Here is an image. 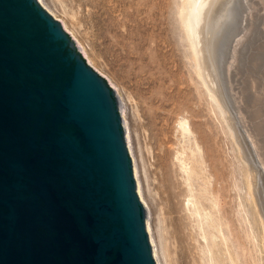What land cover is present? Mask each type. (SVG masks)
Segmentation results:
<instances>
[{"label":"water","instance_id":"obj_1","mask_svg":"<svg viewBox=\"0 0 264 264\" xmlns=\"http://www.w3.org/2000/svg\"><path fill=\"white\" fill-rule=\"evenodd\" d=\"M0 264H157L118 92L39 0H0Z\"/></svg>","mask_w":264,"mask_h":264},{"label":"rangeland","instance_id":"obj_2","mask_svg":"<svg viewBox=\"0 0 264 264\" xmlns=\"http://www.w3.org/2000/svg\"><path fill=\"white\" fill-rule=\"evenodd\" d=\"M39 1L62 22L77 45L118 92L138 192L147 208V227L157 264L159 263L155 255L148 220L150 219L152 233L158 241L156 226L161 219L160 226L163 228L164 241L168 244L167 248L171 253L174 245L173 234H171L173 223L164 178L167 168L170 171L171 168L179 170L177 158L184 147L186 154L196 150L195 153L204 155L203 166L207 183L210 187L216 184L221 190L219 200L224 207L222 204L221 212H223L219 211L218 215H223L225 221H230L231 227L223 224L221 226L224 227L223 233H216L217 239L225 240L226 238L221 237L222 234L228 240L234 239L237 248L239 247L240 261L242 260L243 264H247L248 258V264H264V224L262 223L264 222V180L258 181V183L261 182V188L259 185H257L258 188L254 186V181L251 182L253 180L251 175L256 173L253 171H256L257 167L252 156L250 140L238 121L235 128H232L229 113L222 104L218 105L213 97L215 92L210 91L212 86H209L204 76L201 77L196 72L199 68L195 65L196 61L193 58L195 54L191 48V41L185 36L187 34L181 18L183 0ZM244 1L232 2L231 0L230 6L222 4L221 7L219 6L220 9L215 8L216 10L212 11L205 25L211 47L212 40L219 31L221 32L218 27L219 20L224 21L221 25L227 21V27L223 32L224 38L217 46L216 52L213 51L215 55H213L214 63L211 68L218 74L224 99L226 98L225 102L226 104L228 102L233 112V103H231L233 96L231 97V92L227 90L230 84L225 83L228 72L226 64L229 63L227 60L231 52L228 49V53L227 48L232 45V40L235 43L236 36L239 35L237 30L243 22L242 11L245 6L243 4H247ZM230 8L233 9V14L228 18L227 11ZM224 14H227L226 17ZM258 26L255 29L259 31L264 27L262 24ZM167 37L171 39V59L166 62L164 51L167 48L164 47V41ZM140 44H143V48H139ZM143 50L148 52L153 61L152 64L149 63V58L147 59L148 55L146 58L138 56V53ZM245 55L242 56V61L247 59ZM242 61L240 65L245 64L243 67L239 65L238 60L237 66L240 69L236 66L237 68L233 67L230 73L228 72L233 79L229 76L226 79L230 78L233 87L236 85L234 91L242 87L240 85H242L243 75L246 74L244 67L248 63L247 60L244 63ZM233 70L234 73H232ZM155 71L162 75L165 81H162L164 84L153 87L152 94L164 97L166 91H171V98L165 100L163 105L159 101L153 105L150 103L151 93L148 91L147 82L150 81L149 72ZM223 71H226V75ZM170 84L171 88L168 87ZM225 102L223 100L224 104ZM183 119H187L191 127L190 131L185 130L181 125ZM188 138L191 140V145L187 144ZM194 138L197 139L198 146L196 142H193ZM139 183L142 186L144 199L139 191ZM189 188L191 189V186ZM146 202L150 205L151 214ZM191 202L192 198L184 199V212L192 216L195 230L200 231L199 224H204L202 219L210 211L209 208H200V212L192 214L195 207ZM206 203L209 205V202ZM203 227H206V224ZM230 228L233 229V235ZM224 232H227V235ZM200 239L205 243L201 235ZM247 247H250L251 254L245 255L244 248Z\"/></svg>","mask_w":264,"mask_h":264},{"label":"bare ground","instance_id":"obj_3","mask_svg":"<svg viewBox=\"0 0 264 264\" xmlns=\"http://www.w3.org/2000/svg\"><path fill=\"white\" fill-rule=\"evenodd\" d=\"M233 1L234 0H232V2ZM245 1L247 4H243L241 2L243 6L245 5L244 8L242 7L243 8L242 13L244 14L242 19L243 22H241L242 23L241 27L238 28L237 30L239 31L238 32L239 35H237V33L235 34V36L237 35L239 38H237L236 36L235 43L233 42V40L231 42V44L234 45L232 46L230 44L232 48H229L231 46L227 48V52L229 53L228 49H230L231 52L229 54L230 56L227 54L229 56L228 58L229 60H227L229 61V63L226 64L228 65L226 66V69H228L227 71L229 72L231 71V68L237 66L238 60H239V65L241 64L240 61H242L241 59L246 54L245 56L247 58L246 60L248 65L246 64L247 66L244 67L245 70L243 69L244 71H246L245 72L246 74L243 75V80L241 82L242 85H240L242 87H240L239 90L236 89L237 91H234L235 90L234 87H236V85L233 87L230 82V78H232L233 76H229L230 72L229 73L227 72L226 75V71H223L225 72L224 75L230 77L229 80H226L228 78L225 76L226 77L225 83L228 82V85L230 84L229 89L227 90L231 92L230 96L231 97L233 96L231 98V101L233 99V102L231 101L230 102L233 103L232 107L234 108V112L232 111L228 102H227L228 105L225 102L226 98L224 99L222 88L218 79L219 78L218 74L215 71H213L211 68L213 66L212 64L214 63L213 55H215L217 46L220 45V42L224 38L223 32L227 27L226 26L227 21H225V23H222L221 25V22L224 21H222L223 19L219 20L218 27L221 30V32L219 31L218 35L212 40L211 47L205 30V25L207 24L208 18H210L209 16L212 13V11L216 10L215 8H219V6L222 4L229 5V2L232 4L231 0H183V5H182L183 11L181 14V18L183 25L185 26V32L187 34L185 36L188 37L187 40L189 39L191 41L190 42L192 46L191 48H193V52H194L193 54H195L193 57L194 60L196 61L195 65H197L199 68V69L197 68L199 71L196 70V72L198 73L199 76L201 77L204 76V79L209 83V86H212V88L210 87V91L212 90L213 92H215L213 93L214 99H216L218 105L222 104L225 107V110L229 113L230 123L232 128L233 129L235 128V125H237L236 124L237 121L240 124L241 121H243L242 124H244L248 130V136L250 135L251 138L250 139L251 141L249 142L252 143L250 148H252L251 149L252 156L254 158L255 166L257 167L256 171L252 170L253 172L256 173H252L251 179L253 180H251V182L254 181L253 182L255 184L254 186L258 188L257 185H259L261 188V182L258 183V181L259 179L264 180V27H262L263 29L261 28L262 29L261 31L256 30L255 28L259 24L260 25L262 24L264 26V0H245ZM244 10L246 12H244ZM259 12H261V14ZM227 14L226 15L229 18V16L233 14V9L230 8V10L227 11ZM168 37L164 41L165 42L164 47L167 48L164 51L165 54L164 57L166 62L170 61L171 59V52H170L171 39H169L170 37L169 38ZM158 45H160V43H158ZM139 48H143V44H140ZM146 55H148V52L144 50L138 53V56L140 58H146ZM148 58H149V63L152 64L153 61H151V57L149 56L147 57V59ZM246 60L242 62L244 63L246 62ZM244 65L245 64H243V66ZM243 70L242 72H244ZM149 73H150L149 76L150 81H148L147 83L149 84L148 91L151 93L149 97L150 103L153 105L154 103L159 101L163 105L165 100L171 98V91H166L164 97L158 96L155 93L152 94L154 89L153 87L155 86L157 87L164 84V82L162 81L163 80L165 81V78L162 77V75L157 74L156 71ZM232 73H234V70ZM241 79L242 78H240V80ZM232 82H234V80ZM232 84L234 85V83ZM168 87L171 88V84ZM223 100L226 105L223 103ZM237 112L239 113L237 115L240 118V119L238 118L239 120L236 117ZM186 120L187 119H183L181 121V125L185 130L190 131L191 127L188 121ZM187 141H188L187 144L191 145L190 138H188ZM193 142H196L195 144L197 146L199 145L197 139H195V141ZM195 151L191 150V154H186L185 153L186 148L184 147L180 153L181 155L177 158L179 163V170H174L171 168L170 171L169 168H167L165 172L164 186L167 195V200L169 201L171 207V217L173 223L172 224L173 231L171 234H173L172 237L174 239L173 240L174 245H173V250H171V253L170 250L167 248L168 244H166V241H164L163 228L160 226L162 222L161 219H159V225L156 226L157 228L156 231L158 233V241L156 239L157 237L155 238L154 237L155 235L152 233L153 231L151 228L150 219L148 220V226L152 234V241L154 243L155 255L158 260V263L159 264H243L242 260L240 261L241 256H240V252L238 251L239 247L237 248L234 239H231V237H229L231 240H228L227 237H225V235L222 236L223 234L221 235V237H224V239L226 238L225 240L217 239L218 235L216 233L218 234L221 232L223 233L222 228L224 229V227L221 226L223 224L230 226L229 223L230 221L227 220L225 221L223 215L221 216L218 215V212L219 211L221 212V210H223L222 208L224 207V204L221 203L219 200V195H221L220 194L221 190L217 187L216 184H214L211 187L210 184L208 185L207 183L208 181L205 174V167L203 166L205 160L204 155L203 154L199 155L195 153ZM256 159L258 161H256ZM135 170L137 173V169ZM179 175H181V177L185 179L183 180L182 178H180ZM189 186H191V189L189 188ZM251 186L252 185L250 184V188ZM139 191L141 197L144 199L141 183H139ZM186 197H188L189 200L192 198L191 203L195 207V210L192 211V214L200 212L199 211L200 208L203 209L209 208L210 212H208V215H206V217L204 218L202 217L203 219L201 218L202 222L206 224V227H203L204 226L203 223H202L203 226L201 225V223L199 224L200 227L199 229L200 231L202 230V233H200V231L197 229L195 230V227L192 223V218H191L192 216H189L187 212H184L185 208L183 207V202ZM206 202H209V205ZM146 204L149 208V214H151L150 205L148 202H146ZM222 204L223 207H221ZM262 223L264 224V222ZM227 229L229 230V228ZM230 232L233 235V229L230 228ZM200 235L205 239V243L201 241ZM249 250L250 247L244 248V254L247 255L249 253ZM248 259L246 261L247 264L249 261Z\"/></svg>","mask_w":264,"mask_h":264}]
</instances>
